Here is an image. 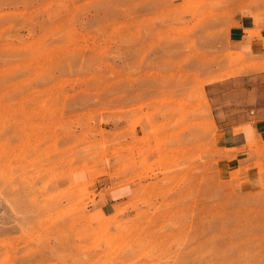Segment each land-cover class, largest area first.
I'll return each instance as SVG.
<instances>
[{
    "label": "rangeland",
    "instance_id": "rangeland-1",
    "mask_svg": "<svg viewBox=\"0 0 264 264\" xmlns=\"http://www.w3.org/2000/svg\"><path fill=\"white\" fill-rule=\"evenodd\" d=\"M241 13L264 0H0V264H264V137L219 138L264 115Z\"/></svg>",
    "mask_w": 264,
    "mask_h": 264
},
{
    "label": "crops",
    "instance_id": "crops-1",
    "mask_svg": "<svg viewBox=\"0 0 264 264\" xmlns=\"http://www.w3.org/2000/svg\"><path fill=\"white\" fill-rule=\"evenodd\" d=\"M225 45L230 51L245 57L264 59V24L255 23L246 13L237 15L225 33ZM236 126L241 127L236 131ZM252 136L264 137V115L254 120H240L237 124L222 128L219 138L224 147L236 148L244 145ZM108 205L111 207L112 202L107 201L102 205L103 212L107 211Z\"/></svg>",
    "mask_w": 264,
    "mask_h": 264
}]
</instances>
